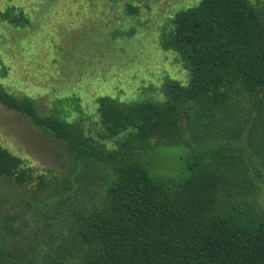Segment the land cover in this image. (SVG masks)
Listing matches in <instances>:
<instances>
[{"label":"trees","instance_id":"1","mask_svg":"<svg viewBox=\"0 0 264 264\" xmlns=\"http://www.w3.org/2000/svg\"><path fill=\"white\" fill-rule=\"evenodd\" d=\"M128 2L126 13L136 15ZM1 20L30 25L15 8ZM159 31V47L174 54L186 79L165 76L144 88L148 97L98 95L87 115L76 96H57L41 114L35 99L0 83L2 106L65 147L74 174L64 180L67 190L88 176L100 187L97 203L74 210L65 242H43L41 260L30 255L41 249L38 240L24 235L23 244L6 248L17 229L0 223V264H264V212L247 201L254 168L247 147L264 152V0H199ZM173 148L186 155L167 175L152 157ZM3 179L37 180L38 188L48 182L0 146Z\"/></svg>","mask_w":264,"mask_h":264},{"label":"rangeland","instance_id":"2","mask_svg":"<svg viewBox=\"0 0 264 264\" xmlns=\"http://www.w3.org/2000/svg\"><path fill=\"white\" fill-rule=\"evenodd\" d=\"M128 1L137 5L136 15L126 13ZM198 2L0 0V83L15 95L35 99L41 114L50 111L57 96H76L87 115L94 111L98 95L123 102L148 97L144 88L160 86L165 76L186 79L182 67L174 63V54L159 47V30L177 11ZM9 8L22 11L30 25L20 28L1 20ZM72 107L65 105L68 111ZM84 127L97 135L92 123L84 121ZM0 146L22 158L34 178L42 176L48 181L46 187L38 188L37 180L23 186L0 180V223L17 229V234L1 242L11 250L15 243L23 244L20 235L31 242L38 240L41 249L30 255L41 260L48 252L43 242L49 236L51 247L65 242L74 210L97 203L100 187L88 176L75 190H67L64 180L73 182V161L62 143L1 104ZM247 150L254 166L248 172L253 191L247 201L264 212V152ZM185 155L179 148L161 149L153 153L152 164L171 175ZM55 253L50 248V254Z\"/></svg>","mask_w":264,"mask_h":264}]
</instances>
